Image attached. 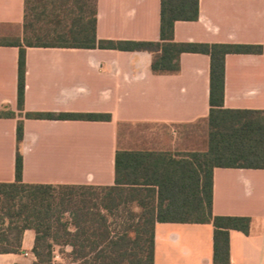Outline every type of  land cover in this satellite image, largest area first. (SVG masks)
Instances as JSON below:
<instances>
[{
    "label": "crops",
    "instance_id": "1",
    "mask_svg": "<svg viewBox=\"0 0 264 264\" xmlns=\"http://www.w3.org/2000/svg\"><path fill=\"white\" fill-rule=\"evenodd\" d=\"M25 0H0V41H22ZM195 21H176L174 41L264 45V0H199ZM98 40L159 41L160 0H97ZM19 47L0 44V182L113 185L118 149H206L210 58L182 53L180 69L155 74L148 51L26 47L25 91L18 107ZM224 107L264 110V54H228ZM26 113H104L108 121L26 118ZM23 121L22 139L16 127ZM213 215L250 218L230 230V264H264V169H213ZM211 223L156 222L154 264H213ZM26 230L9 264H31ZM19 257H28L25 263Z\"/></svg>",
    "mask_w": 264,
    "mask_h": 264
},
{
    "label": "trees",
    "instance_id": "2",
    "mask_svg": "<svg viewBox=\"0 0 264 264\" xmlns=\"http://www.w3.org/2000/svg\"><path fill=\"white\" fill-rule=\"evenodd\" d=\"M198 3L160 0V40L135 41L97 39V0H25L22 41H0L19 47V108L24 100L26 47L36 46L148 51L155 74L177 73L182 53L206 54L210 109L204 151L118 149L113 185L24 183L17 151L15 180L0 182V254H19L24 232L33 230L36 259L31 264H154L156 222L211 223L213 264H230V230L248 233L250 218L213 215V169H264V110L224 107L225 58L264 54V45L174 41L175 22L197 20ZM10 116L0 111V117ZM25 117L110 120L104 113ZM22 135L20 120L17 142Z\"/></svg>",
    "mask_w": 264,
    "mask_h": 264
},
{
    "label": "rangeland",
    "instance_id": "3",
    "mask_svg": "<svg viewBox=\"0 0 264 264\" xmlns=\"http://www.w3.org/2000/svg\"><path fill=\"white\" fill-rule=\"evenodd\" d=\"M7 259H10V258H7L5 256H0V264H9L10 261L7 262ZM19 259L24 260L25 263H28L30 261L28 257H19ZM58 260H60V259H58Z\"/></svg>",
    "mask_w": 264,
    "mask_h": 264
}]
</instances>
